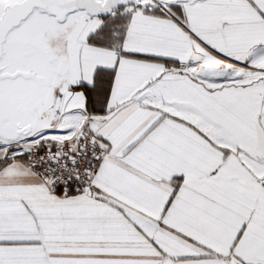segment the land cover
Wrapping results in <instances>:
<instances>
[{"label": "snow or ice", "instance_id": "obj_1", "mask_svg": "<svg viewBox=\"0 0 264 264\" xmlns=\"http://www.w3.org/2000/svg\"><path fill=\"white\" fill-rule=\"evenodd\" d=\"M0 264H264V0H0Z\"/></svg>", "mask_w": 264, "mask_h": 264}]
</instances>
